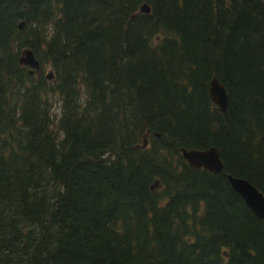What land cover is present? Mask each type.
<instances>
[{
  "label": "trees",
  "instance_id": "1",
  "mask_svg": "<svg viewBox=\"0 0 264 264\" xmlns=\"http://www.w3.org/2000/svg\"><path fill=\"white\" fill-rule=\"evenodd\" d=\"M228 175L264 196V0H0V264H264Z\"/></svg>",
  "mask_w": 264,
  "mask_h": 264
},
{
  "label": "water",
  "instance_id": "2",
  "mask_svg": "<svg viewBox=\"0 0 264 264\" xmlns=\"http://www.w3.org/2000/svg\"><path fill=\"white\" fill-rule=\"evenodd\" d=\"M139 14H150L149 6L144 3L140 9ZM24 26V22H21L18 29L21 30ZM19 66L29 68V74L32 76L34 73H38L41 68L39 60L35 57L34 53L30 49H24L20 52L18 58ZM47 79L52 80V74L47 75ZM209 99L211 103L224 114L227 110V96L225 87L216 79L213 78L209 82ZM156 137H159L156 135ZM147 146V139L144 137L142 145L137 148L144 149ZM182 158L187 164L196 170H206L212 174H219L224 165L220 159L219 152L215 147H210L205 150H180ZM228 183L231 189L239 195L248 209L260 220L264 221V196L247 180L227 176ZM159 187V182L151 186V190L154 191Z\"/></svg>",
  "mask_w": 264,
  "mask_h": 264
},
{
  "label": "rangeland",
  "instance_id": "3",
  "mask_svg": "<svg viewBox=\"0 0 264 264\" xmlns=\"http://www.w3.org/2000/svg\"><path fill=\"white\" fill-rule=\"evenodd\" d=\"M51 68L49 66H47L46 68H44V72H43V76H47L49 75L51 72ZM50 81V80H49ZM53 81H51L52 83ZM58 97L51 95L49 97V103H50V110L51 113L54 115V117H59L60 116V110L58 108Z\"/></svg>",
  "mask_w": 264,
  "mask_h": 264
},
{
  "label": "bare ground",
  "instance_id": "4",
  "mask_svg": "<svg viewBox=\"0 0 264 264\" xmlns=\"http://www.w3.org/2000/svg\"><path fill=\"white\" fill-rule=\"evenodd\" d=\"M50 74H52V73H50ZM52 79H53V77H52ZM226 89V88H225ZM224 164V163H223ZM232 177H234V176H232ZM236 178H238V177H236ZM241 179V178H240ZM245 180V179H244Z\"/></svg>",
  "mask_w": 264,
  "mask_h": 264
}]
</instances>
